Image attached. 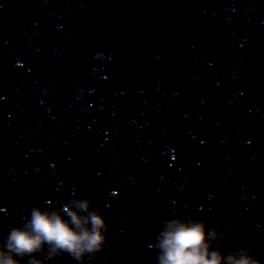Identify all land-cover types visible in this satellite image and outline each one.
<instances>
[{
	"label": "water",
	"instance_id": "water-1",
	"mask_svg": "<svg viewBox=\"0 0 264 264\" xmlns=\"http://www.w3.org/2000/svg\"><path fill=\"white\" fill-rule=\"evenodd\" d=\"M85 197V264H156L173 217L264 264V0H0V247Z\"/></svg>",
	"mask_w": 264,
	"mask_h": 264
},
{
	"label": "clouds",
	"instance_id": "clouds-1",
	"mask_svg": "<svg viewBox=\"0 0 264 264\" xmlns=\"http://www.w3.org/2000/svg\"><path fill=\"white\" fill-rule=\"evenodd\" d=\"M102 53L97 52L99 58ZM47 204V202H45ZM79 212L63 206L56 210L51 206H33L23 223L11 228L0 247V264H19L14 258L28 256L29 264H44L34 254L41 253L47 246L49 256L67 254L76 264H85L94 259L95 254L103 251L106 242L108 223L98 208L89 199L81 198L76 202ZM215 232L203 220L173 217L164 222L154 235L156 264H259V261L244 253L223 255L210 246Z\"/></svg>",
	"mask_w": 264,
	"mask_h": 264
}]
</instances>
